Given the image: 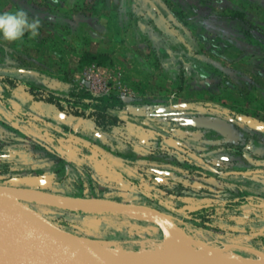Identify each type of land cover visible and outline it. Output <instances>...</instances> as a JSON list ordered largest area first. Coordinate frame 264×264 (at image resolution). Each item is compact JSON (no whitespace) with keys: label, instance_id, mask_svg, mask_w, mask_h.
Masks as SVG:
<instances>
[{"label":"rangeland","instance_id":"rangeland-1","mask_svg":"<svg viewBox=\"0 0 264 264\" xmlns=\"http://www.w3.org/2000/svg\"><path fill=\"white\" fill-rule=\"evenodd\" d=\"M9 1L16 7L0 2V13L25 10L43 38L26 33L24 55L0 41V74L58 95L105 82L125 101L128 122L101 131L2 85L12 111L0 101V184L56 225L117 252L155 249L160 221L245 196L241 211L216 213L218 230L181 227L201 246L264 257V0ZM115 1L120 34L97 20ZM97 25L101 41L90 39ZM86 51L101 54V64L83 63ZM110 201L163 215L102 208Z\"/></svg>","mask_w":264,"mask_h":264},{"label":"trees","instance_id":"trees-1","mask_svg":"<svg viewBox=\"0 0 264 264\" xmlns=\"http://www.w3.org/2000/svg\"><path fill=\"white\" fill-rule=\"evenodd\" d=\"M100 58L101 54L86 51L83 53L81 61L88 64L99 61L97 62V65H99L101 64ZM0 83L7 92H11L13 89L21 90L31 101L50 104L66 115L90 121L98 130L110 132L127 127L128 120L122 115L127 105L123 98L116 93H94L88 86L72 84L66 95H58L41 86L26 83L15 76L5 74H0ZM0 101L8 110L12 111V107L7 104L8 99L6 96H3ZM16 113L19 117L22 116L20 110ZM127 179L138 187V181L128 177ZM246 199L245 196H239L210 202L204 207L187 209L184 211L182 219L173 217L172 220L177 225L195 229L198 232L203 231L204 228L218 230L220 227L214 219L216 213L218 211L223 213L239 212L241 211V204L246 203Z\"/></svg>","mask_w":264,"mask_h":264},{"label":"bare ground","instance_id":"bare-ground-1","mask_svg":"<svg viewBox=\"0 0 264 264\" xmlns=\"http://www.w3.org/2000/svg\"><path fill=\"white\" fill-rule=\"evenodd\" d=\"M87 203L83 202L85 205L82 207L89 208L90 203ZM105 204L103 202V205ZM9 221L0 212V262L9 260L13 264H26L30 263L31 251L33 254L37 251L40 253L53 251L51 241L46 244L38 242V237L18 231ZM159 223L162 239L160 246L155 249L117 252L93 241L83 242V247L103 264H264V257L260 252L256 253V258H235L211 246H201L175 222ZM18 250L24 254V258L23 261L15 262L11 256ZM25 250L28 251L26 254Z\"/></svg>","mask_w":264,"mask_h":264},{"label":"water","instance_id":"water-1","mask_svg":"<svg viewBox=\"0 0 264 264\" xmlns=\"http://www.w3.org/2000/svg\"><path fill=\"white\" fill-rule=\"evenodd\" d=\"M16 193L17 189L0 184V212L10 220V223L14 224L18 231L36 236L35 238L38 237L37 241L41 243L46 244L51 241L53 248L52 252L47 253L37 251L33 254L31 251L30 263L26 264H103L83 247V242L93 241L100 245L103 244L56 225L38 210L23 202L20 195ZM105 203L102 208L109 210L143 211L157 216L163 215L158 209L145 205L111 201ZM62 205L65 206V204ZM27 252L25 250L24 253ZM13 254L11 258L15 259V262L23 261L24 254L21 251L18 250ZM0 264L13 263L7 260L6 262L1 261Z\"/></svg>","mask_w":264,"mask_h":264},{"label":"clouds","instance_id":"clouds-1","mask_svg":"<svg viewBox=\"0 0 264 264\" xmlns=\"http://www.w3.org/2000/svg\"><path fill=\"white\" fill-rule=\"evenodd\" d=\"M40 21L38 18L29 19L25 10L0 13V37L8 42L20 40L26 33L30 37L38 35Z\"/></svg>","mask_w":264,"mask_h":264},{"label":"crops","instance_id":"crops-1","mask_svg":"<svg viewBox=\"0 0 264 264\" xmlns=\"http://www.w3.org/2000/svg\"><path fill=\"white\" fill-rule=\"evenodd\" d=\"M136 1V0H135ZM0 2L3 4V6L4 5H7V6H9L10 8H15L16 6L12 3V1H9V0H0ZM39 3H40V0H33V6H37V7H39ZM113 7V10H110L109 12H108V14H105V16L104 15H102V17L101 16H98V18L99 19H97V20H99L100 21V23L101 22H103L104 21V24H105V22L107 23V20L109 21V20H111V22L109 23V24H113V26L114 25H118V28H113V31H115V30H117L118 29V31H119V34H120V32H121V28L120 27H122V22H123V20H121V17H122V14H121V2L120 1H115L114 3H112V6H110V8H112ZM115 10V11H114ZM112 17V18H111ZM115 19H117V22L115 21ZM113 21V22H112ZM97 31H94L93 32V35L90 37V39H94V38H96L97 37V39L99 40V41H101V39L102 38H100V36H101V31L99 30V25H97ZM52 32V31H51ZM54 34H52V33H50V35H49V42L50 43H52L51 42V40H53V38L55 37V39H58V37H57V35H56V30L53 32ZM38 34H39V32H38ZM42 35V34H41ZM94 35H97L96 37H94ZM133 34H131V36H132ZM43 36V35H42ZM37 38H43V37H38L37 36ZM0 41H1V43L3 44V46H2V48L4 49V50H6L7 49V46L5 45L6 43H4V41L5 40H3V38L2 37H0ZM32 41V40H31ZM57 41V40H56ZM99 41H97L96 43H92L90 46H91V48H89L88 46V50H92V51H94V49H95V47L96 46H100L99 44H101ZM25 43V42H24ZM24 43H23V41L20 39V40H17V41H15L14 43H12V44H9V42H7V44L8 45H11V46H13V47H15V48H17V50L20 52V53H22V51H23V55L24 54H26L25 52L28 50V49H26V44L24 45ZM22 50V51H21ZM29 56H31L32 58H34L36 61H37V57L38 56H40V54H38L37 53V51L34 49V51H32V52H30L29 53ZM138 56V55H137ZM143 62V61H142ZM36 85V84H35ZM38 85V84H37ZM0 86H2L1 85V83H0ZM24 93V92H23ZM25 94V93H24Z\"/></svg>","mask_w":264,"mask_h":264},{"label":"built area","instance_id":"built-area-1","mask_svg":"<svg viewBox=\"0 0 264 264\" xmlns=\"http://www.w3.org/2000/svg\"><path fill=\"white\" fill-rule=\"evenodd\" d=\"M95 69H97V67H95ZM91 70V69H90ZM92 92L94 93H102V94H109L112 93V89H114V87H110L108 84H106L105 82H102L99 85H95L92 81L90 87H88ZM120 95V94H119ZM122 95V94H121Z\"/></svg>","mask_w":264,"mask_h":264}]
</instances>
